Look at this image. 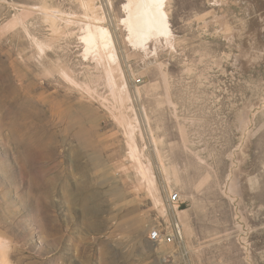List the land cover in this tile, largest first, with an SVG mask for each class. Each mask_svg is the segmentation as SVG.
Here are the masks:
<instances>
[{
    "label": "rangeland",
    "instance_id": "rangeland-1",
    "mask_svg": "<svg viewBox=\"0 0 264 264\" xmlns=\"http://www.w3.org/2000/svg\"><path fill=\"white\" fill-rule=\"evenodd\" d=\"M93 1L0 0V239L10 263L264 264V0H167L166 32L153 27L140 48L132 0ZM89 23L115 38L125 106L84 57ZM175 193L184 241L153 243L151 231L173 220Z\"/></svg>",
    "mask_w": 264,
    "mask_h": 264
},
{
    "label": "bare ground",
    "instance_id": "bare-ground-1",
    "mask_svg": "<svg viewBox=\"0 0 264 264\" xmlns=\"http://www.w3.org/2000/svg\"><path fill=\"white\" fill-rule=\"evenodd\" d=\"M93 3L94 1L92 0V2H89V5L93 6ZM132 4L135 6L136 12L130 15L128 27L131 39L134 40L135 45L138 47L143 45L153 35V27H156L161 33L166 32V29L168 28L166 21L168 18L166 9L168 4L167 0H132ZM96 19L98 18L94 17L95 21ZM95 24L93 25L92 23H89L86 31L84 30L85 34L82 37V41L84 43V57L94 61L98 66V70L100 67L103 68L102 72L104 71L105 73L106 80L114 97L119 99L125 106V103L128 102L127 97H129V90L124 78L125 73L120 66V57L117 51L118 49L115 38L113 37L111 31L106 28L107 26L104 25V27L101 25L99 26L98 23ZM121 119H123L125 127L129 124L127 128L128 145L130 148V154L136 161L135 165L137 167V171L145 181L155 204L158 208H161L162 212H165V204L159 195V187L157 185L153 169L151 165H146L143 162V155L140 149H138V145L135 140V126L133 122L128 123L129 121L126 120V117L123 114H121ZM152 140L155 147L154 150L156 151L157 159L159 161V168L166 182V187L169 191H171L170 177L168 170L162 161V157L158 149V143L154 136H152ZM177 213L181 220L182 213L180 214L178 210ZM0 264H11L9 261V254L4 250V243L1 239Z\"/></svg>",
    "mask_w": 264,
    "mask_h": 264
},
{
    "label": "built area",
    "instance_id": "built-area-1",
    "mask_svg": "<svg viewBox=\"0 0 264 264\" xmlns=\"http://www.w3.org/2000/svg\"><path fill=\"white\" fill-rule=\"evenodd\" d=\"M167 205L174 215L172 222L166 227L159 226L153 229L149 234V240L153 243L169 242L173 245H180L184 241V226L177 216V210H181L180 195L178 193L170 194Z\"/></svg>",
    "mask_w": 264,
    "mask_h": 264
}]
</instances>
